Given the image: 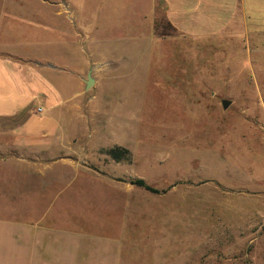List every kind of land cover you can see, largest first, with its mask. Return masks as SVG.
<instances>
[{
  "label": "rangeland",
  "instance_id": "1",
  "mask_svg": "<svg viewBox=\"0 0 264 264\" xmlns=\"http://www.w3.org/2000/svg\"><path fill=\"white\" fill-rule=\"evenodd\" d=\"M148 1L0 0V29L12 16L21 30L16 53L83 85L69 184L40 195L0 181V264H264V20L248 40L163 36ZM44 3L67 12L55 20ZM79 18L89 41L61 42Z\"/></svg>",
  "mask_w": 264,
  "mask_h": 264
},
{
  "label": "crops",
  "instance_id": "2",
  "mask_svg": "<svg viewBox=\"0 0 264 264\" xmlns=\"http://www.w3.org/2000/svg\"><path fill=\"white\" fill-rule=\"evenodd\" d=\"M148 2V27L152 32L154 27H159L163 36L175 34L200 40L227 34L244 36L248 40L250 34H259L260 31L248 26L259 29L261 20H264V0ZM44 4L53 9L52 17L55 20L62 10L67 12V4L62 8H57L55 4ZM157 17L160 19L156 23ZM14 18L8 16L5 27L0 29V174L7 176L5 182L2 177L0 181L1 184H7L12 180L9 183L14 185L16 177L19 179L18 183L30 185L28 189L20 188V193L24 194V189L27 194L39 190L40 195H44L52 189L55 192L54 187L59 183L65 182L68 185L67 169H77L69 161V154L74 152V147L68 143L75 136L69 131L68 112L72 105H78L83 85L79 84V92L76 85L69 89L70 84L64 83L61 75L69 74L70 70L66 72L68 68L59 67L47 59L20 57L16 53L19 45L11 37V34L21 31L17 24L10 22ZM65 18L73 22L68 14ZM79 20L78 27L74 26L69 33L62 34L64 38L60 37L61 42H77L78 39L82 42L89 41L86 22L80 18ZM45 30L59 33L55 25L49 22L45 25ZM91 56L93 58L96 55ZM100 63L97 60L91 65ZM107 65L112 68L111 62ZM71 72L74 74L72 80H77L83 73V67ZM38 108L41 109L40 112L37 111ZM58 191L59 189L56 192ZM35 229L36 232L43 231Z\"/></svg>",
  "mask_w": 264,
  "mask_h": 264
},
{
  "label": "trees",
  "instance_id": "3",
  "mask_svg": "<svg viewBox=\"0 0 264 264\" xmlns=\"http://www.w3.org/2000/svg\"><path fill=\"white\" fill-rule=\"evenodd\" d=\"M126 153L124 149H120L119 147L111 148L107 151V154L115 161H119L122 158V154ZM130 185L142 188L146 191H149L151 193L157 194L158 192L155 189H152L148 185L145 184V182L141 179H132L128 182Z\"/></svg>",
  "mask_w": 264,
  "mask_h": 264
},
{
  "label": "water",
  "instance_id": "4",
  "mask_svg": "<svg viewBox=\"0 0 264 264\" xmlns=\"http://www.w3.org/2000/svg\"><path fill=\"white\" fill-rule=\"evenodd\" d=\"M94 81L91 77V74L88 73L85 81V90L89 89L93 85ZM222 108L227 109V107L230 105L229 101L223 100L221 102Z\"/></svg>",
  "mask_w": 264,
  "mask_h": 264
},
{
  "label": "built area",
  "instance_id": "5",
  "mask_svg": "<svg viewBox=\"0 0 264 264\" xmlns=\"http://www.w3.org/2000/svg\"><path fill=\"white\" fill-rule=\"evenodd\" d=\"M37 111H38V112H40V111H41V109H40V108H38V109H37Z\"/></svg>",
  "mask_w": 264,
  "mask_h": 264
}]
</instances>
